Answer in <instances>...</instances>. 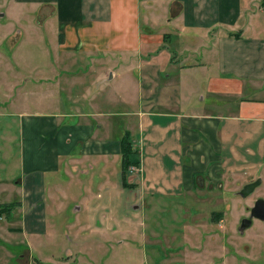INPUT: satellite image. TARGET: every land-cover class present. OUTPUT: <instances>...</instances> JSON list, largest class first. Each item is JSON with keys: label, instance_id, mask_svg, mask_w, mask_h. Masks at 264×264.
<instances>
[{"label": "crops", "instance_id": "obj_1", "mask_svg": "<svg viewBox=\"0 0 264 264\" xmlns=\"http://www.w3.org/2000/svg\"><path fill=\"white\" fill-rule=\"evenodd\" d=\"M144 10L141 0H0V166L18 169L0 178V198L20 197L6 204L16 203L11 211L23 215L21 234L42 231L48 176L85 177L95 169H116L118 162L119 182L99 181L107 198L103 209L126 207L127 190H137L142 202L134 209L146 213L159 196L194 198L221 190L226 176L264 171V0H153ZM171 43L174 53L161 72L141 62L122 65L118 73L97 57L153 58L158 47L160 57ZM192 70H213L215 77L202 88L203 111L186 113L179 90L193 84ZM122 75L118 83L123 92L127 84L134 87L138 106L115 115V97L106 87ZM127 116H136L141 128L146 121L150 140L143 147L138 140L137 174L126 179L125 173L123 181L120 139L130 131L122 123L116 136L114 118ZM259 179L262 184L264 177ZM148 199L155 202L149 206ZM169 203L173 213L200 210ZM89 207L86 201L74 209ZM208 213L212 221L184 228L195 237L201 230L219 244L224 214ZM143 225V241L152 245ZM191 236L183 239L194 241L195 262L204 249Z\"/></svg>", "mask_w": 264, "mask_h": 264}, {"label": "rangeland", "instance_id": "obj_2", "mask_svg": "<svg viewBox=\"0 0 264 264\" xmlns=\"http://www.w3.org/2000/svg\"><path fill=\"white\" fill-rule=\"evenodd\" d=\"M152 2L153 0H141L142 14L145 13L144 6L148 3L152 4ZM158 10L157 6L156 11ZM176 43L179 42L176 41ZM155 48V46L151 47L154 50ZM161 49L159 47L156 49L157 52L154 53L155 57L153 58L144 55L147 58L143 56L141 59L143 53L140 57L121 53L102 54L97 57L100 58V65L104 62H112L111 69L117 67L118 69L115 68V71L118 73L122 71L120 69L122 65L132 64L135 67L148 62H151L149 65H157L161 72V67L164 66L163 62L166 63L174 53L173 43L162 52L160 57H157ZM34 56L36 64L42 63L40 53L36 52ZM194 57L198 58V56ZM188 75L193 84L188 88L180 87L179 92L184 94L185 100V104L181 108L186 113L201 112L205 107L204 101H201L202 88L208 83V78L215 77V72L210 70L208 73L199 74L192 70ZM183 77L185 81V77L188 76L184 74ZM108 78L110 76L106 77L107 80ZM125 78L122 75L117 80L109 79V83H107L106 89H109L110 96L115 97V105L110 107L115 115L137 110L138 100L134 93V87L127 84L126 92H123L125 87L118 83ZM192 79H195V82ZM187 89L188 91H186ZM114 122L116 136H120L118 129L122 123L130 131L128 139L132 144L133 151L136 152L139 147L138 140L141 141L142 147L149 142L150 133L147 132L146 121L143 128L140 127L136 116L114 118ZM154 130L158 131V135L163 132L157 128ZM146 156L147 148L145 146L143 157ZM130 158L136 159V153L132 154ZM147 159L148 157L145 160L147 161ZM117 164L116 169L110 166L107 171L95 169L85 177L77 176L74 179H68L61 173L48 176L46 178L47 192L44 201H42L45 209L43 228H41L42 231L35 234H21V231L18 230L22 228L23 215L21 212L16 210L8 214L6 211L1 212L9 205L6 204L10 202L9 200H19L20 197L18 199L1 197L0 264H264L262 240L264 222L254 220L252 226L243 234L238 231L240 220L249 216V211L255 201L261 198L264 200V179L262 184L247 198H241L238 192L248 182H253L261 176L264 177V171L248 175L226 176L221 190H212L211 193L196 195L194 198L187 199V195H184L181 199H176L178 204L188 208L190 212L195 211V208L196 210L200 209L196 211V214H182L176 210H174V214L171 207L175 205L169 202L177 203L174 199L163 196L156 199L158 204L148 199L150 202L146 204L150 206L153 203L155 207H150L146 213L141 209L135 210L134 206H140L142 202L137 190H127L126 207H116L112 210L111 206L107 205L109 211H106L103 208L106 207L105 199L107 198L99 181L107 177L119 182L121 176H119L120 168ZM125 169L126 179L135 177L137 174L133 165H129ZM16 170L18 169L15 164L10 167L0 166V178L14 175ZM128 170L130 171L127 172ZM146 170L148 171L147 167ZM114 175L115 177L112 178ZM13 183L11 184L15 185V182ZM130 183L134 184V181L131 180ZM126 186H130L127 180ZM97 193L101 195L99 198H96ZM217 198L220 200H216ZM86 201L92 208L89 207L87 210L82 208L80 211L74 209L77 206L82 207ZM208 210L210 212L222 211L224 214L223 224H221L222 231H219L221 233L220 243L218 244L216 240L209 241L200 230L197 234L199 239L196 240V246L204 251L200 252V256H193L196 258L194 262L190 260L192 258L190 251L193 249L190 243L193 244L194 241L189 243L183 239L192 235L189 230H185L184 225L187 224L190 228L194 222L211 220L212 214H209ZM175 215L177 216L175 217ZM214 221H218V219ZM143 223L148 224L147 232L148 240H150L148 242H152V245L156 243L157 246L143 241L141 236L144 231ZM150 229L151 231H149ZM149 232L156 234V237L151 238ZM196 237L191 236L190 238L195 239ZM168 258L171 260L174 258V260L167 261Z\"/></svg>", "mask_w": 264, "mask_h": 264}, {"label": "water", "instance_id": "obj_3", "mask_svg": "<svg viewBox=\"0 0 264 264\" xmlns=\"http://www.w3.org/2000/svg\"><path fill=\"white\" fill-rule=\"evenodd\" d=\"M261 184V179H256L255 181L246 184L239 192L241 198H247L250 196L254 190ZM248 217H243L240 220L238 231L243 234L245 230L252 226L254 220L264 222V200L257 199L253 207L249 211Z\"/></svg>", "mask_w": 264, "mask_h": 264}, {"label": "trees", "instance_id": "obj_4", "mask_svg": "<svg viewBox=\"0 0 264 264\" xmlns=\"http://www.w3.org/2000/svg\"><path fill=\"white\" fill-rule=\"evenodd\" d=\"M128 132L124 134V136L122 137L121 139V146H120V149H121V156H122V161H121V170H122V178H123V181H124V176H125V173H126V167L129 166V165H133V164H136V160H132L130 157L132 156V154H135V151H133L132 149V144L131 142L129 141L128 139ZM16 206V203L14 204H10V205H7L5 207V209H2L1 212H4L6 211L7 213L9 211H11V208L15 207Z\"/></svg>", "mask_w": 264, "mask_h": 264}]
</instances>
